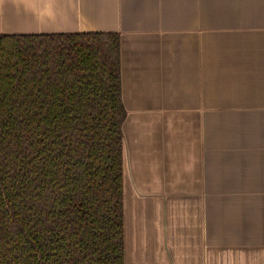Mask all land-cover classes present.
I'll list each match as a JSON object with an SVG mask.
<instances>
[{"label":"crops","instance_id":"1","mask_svg":"<svg viewBox=\"0 0 264 264\" xmlns=\"http://www.w3.org/2000/svg\"><path fill=\"white\" fill-rule=\"evenodd\" d=\"M115 32L124 264H264V0H0V34Z\"/></svg>","mask_w":264,"mask_h":264},{"label":"trees","instance_id":"2","mask_svg":"<svg viewBox=\"0 0 264 264\" xmlns=\"http://www.w3.org/2000/svg\"><path fill=\"white\" fill-rule=\"evenodd\" d=\"M115 32L0 34V264H124Z\"/></svg>","mask_w":264,"mask_h":264}]
</instances>
